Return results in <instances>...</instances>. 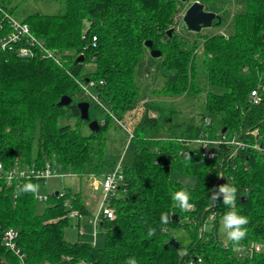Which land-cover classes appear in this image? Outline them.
Instances as JSON below:
<instances>
[{
	"label": "trees",
	"instance_id": "16d2710c",
	"mask_svg": "<svg viewBox=\"0 0 264 264\" xmlns=\"http://www.w3.org/2000/svg\"><path fill=\"white\" fill-rule=\"evenodd\" d=\"M184 1L65 0L63 13H35L26 19L55 51L57 60L0 52V161L6 168L18 159L24 167L42 168L49 163L59 175H82L92 159V142L97 140L98 162L91 171L101 175L112 170H103L105 131L112 113L121 118L147 96L136 71L151 49L147 41L162 52L165 82L158 92L174 97L198 95L201 68L216 87L205 95L201 119L221 115L220 126L209 128L211 136L248 144L234 154L235 145L221 143L213 157L204 155L199 145L189 143L200 136L203 124H189L180 135L147 137L144 125L160 127L161 115L151 116L153 107L146 102L132 131L131 139L137 144L134 160L122 165L125 180L111 199L116 217L99 223L106 229L102 246L80 239L69 241L65 236L72 209L83 216L90 214L81 191L65 188L46 200L32 192H19L24 182L43 180L33 177L15 180L0 191V231L17 229L26 264H126L130 256L138 264L190 260L192 264H264V0H240L244 8L224 24L226 32L206 34L193 44L175 29V17L183 11ZM81 56L84 59L78 60ZM89 63L95 69L87 70ZM89 81H94L91 90L102 104L95 103L101 117L90 111L86 120L78 103L93 102L80 86ZM254 89L262 91L259 104L251 101ZM63 96L71 98L69 104L61 103ZM72 116L78 118L75 125L60 123L61 118ZM94 119L100 124L99 131L82 134V121ZM256 143L261 148L254 147ZM172 171L195 176V185L173 178ZM228 179L238 190L235 207L248 217L242 226L246 235L235 248L233 241L225 243L219 237L227 206L222 196L216 201L211 198ZM181 188L189 191L193 209L176 207L171 194ZM66 199L72 207L65 205ZM38 201H48L41 213ZM162 213L167 214V223L161 222ZM176 227L190 229L188 245L170 242L175 238L170 231ZM150 228L154 231L148 236ZM250 243L261 248L248 251Z\"/></svg>",
	"mask_w": 264,
	"mask_h": 264
},
{
	"label": "rangeland",
	"instance_id": "374dc122",
	"mask_svg": "<svg viewBox=\"0 0 264 264\" xmlns=\"http://www.w3.org/2000/svg\"><path fill=\"white\" fill-rule=\"evenodd\" d=\"M0 1L3 2L6 7L12 11L13 15L20 20H26L29 15L35 13L59 14L63 13L66 9L65 0ZM194 1L196 0H185L184 4L181 6L183 11H179L175 17L176 32L179 33L182 38L186 39L189 44H193V42L196 41V38L199 41L202 40V37L206 34H211L213 32H226L227 30L224 24H227L230 21L236 10L244 8V4H242L240 0H206L203 3L205 9L220 15V21L213 23L209 27H204L200 31H190L183 21V14ZM198 55H200V53ZM161 62L160 56L154 57L150 53V50H148L146 58L138 64L136 71L139 84L141 86V90H145L147 96L144 98V101L139 102L136 109L131 113L125 114V116L121 118H119V116L115 113L117 116L115 115L111 119L108 128L105 131L104 171L110 170L113 167L115 168L119 162L125 166L132 164L137 144L135 140L131 139V133L134 129V125L141 118L142 109L143 106L147 104L146 102H149L150 106L152 105L153 107L152 109H154V112H151V116L157 117V115H161L160 127L155 128L144 125L143 133L147 137L162 138L167 137L168 135H180L189 124H194L197 127H200L201 124H203L200 136L194 139L196 140L198 138H202L203 133L205 134L206 132H210L209 128L212 126L215 128L220 126L221 115H212L211 119H213V121L210 120L209 125L206 123V121H208V116H206L203 120L200 116V112L204 108L203 105L206 93L210 90L216 89V87L208 82L205 72L202 71L201 68L198 69L199 73L197 81L202 89L201 93L198 95L183 94L175 97L171 95H164L158 92V89L161 88L165 82V77L161 73ZM86 68L87 70H93L95 69V64L89 63L86 65ZM85 99H87V97H85ZM90 111L97 117H101V109L97 107L94 102H91L90 104ZM112 115L114 114L112 113ZM76 122H78V118L74 116L61 118L60 120L61 124L69 123L71 125H75ZM80 126L82 134H90L91 127L89 123L82 121ZM253 132L254 130H251L252 134H254ZM194 140L190 142L194 143ZM197 145L198 144H195L194 146L197 147ZM92 148L94 152L90 165L85 166L84 173L82 175L65 172L64 174L60 173V175L58 174L49 177L46 180H40L36 183L38 185V190L35 194L48 196L56 191L64 190L65 188L70 189L73 192L81 191L83 193L86 186L84 180H86L89 181L92 187L90 195L92 194L94 199L98 200L99 198L95 197V195L101 194V188L98 181L103 178L102 175H105V172L97 176L91 171L94 165L98 162V154L95 153L99 148L97 140L92 142ZM172 177L190 187H193L196 183L195 176L183 174L179 171H172ZM47 203L48 201H38V212H43ZM87 203L89 205L90 203L92 204V200H87ZM97 205L98 203L94 202L92 210H89L90 214L84 215L81 218L70 216L69 225L65 229V236L67 240L76 241L80 239L83 241L93 242L94 237L92 232L94 227L89 222V217L95 212ZM97 230L98 234L96 244L98 246H102V243H104L106 229L98 225ZM170 233L183 245H188L191 241V232L188 228L176 227L171 229ZM219 237L225 243H229L230 241L226 235V230L223 227L222 218L220 219ZM254 246L255 244L250 243L248 251H251ZM245 252L246 249L241 251L243 254Z\"/></svg>",
	"mask_w": 264,
	"mask_h": 264
},
{
	"label": "built area",
	"instance_id": "2783aa9c",
	"mask_svg": "<svg viewBox=\"0 0 264 264\" xmlns=\"http://www.w3.org/2000/svg\"><path fill=\"white\" fill-rule=\"evenodd\" d=\"M97 37L93 36V41ZM0 52L15 54L21 58H32L35 56L53 57L57 60L55 51L48 48L45 40L35 34L31 25L26 20L16 18L12 11L0 1ZM84 94L89 97L94 103L101 104L100 97L97 93L91 90L94 81L80 84ZM251 101L259 104L263 97L259 89H254L251 92ZM115 116V115H113ZM210 123V116L207 117ZM253 133L257 134V131ZM133 134L131 133V137ZM202 138L194 140V144H198L204 155L213 157L215 148L221 143H231L235 145L234 154L240 148L247 147V143L237 138L231 140L212 137L210 132L203 133ZM191 143V142H189ZM254 147L261 148L259 144H254ZM59 172L53 169L49 163L45 167H24L19 160L11 168H6L3 162L0 161V191L5 187L12 185L15 180H22L26 177L46 180L47 178L58 175ZM125 180L122 163L119 162L115 168L103 175V178L98 181L101 188V196L95 212L89 217V222L93 225V243L96 241L97 227L103 218L114 219L116 217L115 208L112 205L111 199L118 192L120 184ZM61 195L64 194L62 191ZM39 200H46L48 196L36 195ZM65 205L72 207L70 199H66ZM188 209H193V204H189ZM215 214L213 213L211 217ZM72 217H82L83 215L78 209H72L70 212ZM19 232L15 227H7L0 231V264H26V252L18 243ZM255 248L259 250L260 244H256ZM193 261H187L185 264H192Z\"/></svg>",
	"mask_w": 264,
	"mask_h": 264
},
{
	"label": "clouds",
	"instance_id": "9594fccd",
	"mask_svg": "<svg viewBox=\"0 0 264 264\" xmlns=\"http://www.w3.org/2000/svg\"><path fill=\"white\" fill-rule=\"evenodd\" d=\"M18 190L21 193L32 192L36 193L38 190V185L27 181L18 186ZM237 187L234 186L228 179L227 183H223L218 186V188L212 192L211 198L216 201L217 197L222 196V203L227 206V210L222 216V224L226 230L227 237L234 242V248L237 243L246 235L243 225L248 223V217L241 214V212L235 207V201L237 199ZM171 198L174 201L176 207L179 209L186 210L189 207L190 193L186 188H181L172 192ZM161 222L167 223V214H161ZM153 229H149L148 236L153 235ZM126 264H138L137 259L134 256L127 258Z\"/></svg>",
	"mask_w": 264,
	"mask_h": 264
},
{
	"label": "water",
	"instance_id": "95a60500",
	"mask_svg": "<svg viewBox=\"0 0 264 264\" xmlns=\"http://www.w3.org/2000/svg\"><path fill=\"white\" fill-rule=\"evenodd\" d=\"M218 16V14L206 10L204 4L198 0L194 1L185 11L183 15V21L187 25V27L192 31H200L204 27H209L213 24L214 19ZM172 28L169 30V33L172 32ZM146 44L151 48L150 52L154 57H159L161 55V50L153 48V43L151 41H147ZM84 58L81 56L78 60H83ZM71 98L69 96H63L61 103L62 104H69ZM78 106L81 111V117L83 119H90V103L86 100L80 101ZM89 125L92 130L99 131V122L97 119L91 120ZM58 194V191H56ZM172 243H175L177 246L179 242L172 238Z\"/></svg>",
	"mask_w": 264,
	"mask_h": 264
},
{
	"label": "crops",
	"instance_id": "0c3cea01",
	"mask_svg": "<svg viewBox=\"0 0 264 264\" xmlns=\"http://www.w3.org/2000/svg\"><path fill=\"white\" fill-rule=\"evenodd\" d=\"M184 14H185V12H184ZM183 14V15H184ZM154 109H152V111H153ZM154 112V111H153ZM98 176V175H97ZM103 176V175H102ZM91 179V178H90ZM84 183H85V191L83 192V198H84V200H85V203L87 204V206H88V208H89V210L91 211L92 210V205H93V203L94 202H99V199H100V196H101V194L100 195H95V197H97V198H99L98 200H96V199H94V197L92 196V194L90 195V191H91V185H90V183H89V181H86V180H84ZM90 186V187H89ZM92 200V204L90 203V205L87 203V200ZM98 206V205H97ZM80 222V221H79ZM97 234H98V232H97ZM96 234V235H97ZM92 235H93V232H92ZM94 237V236H93ZM96 240H97V236H96ZM97 242V241H96ZM96 244V243H95ZM103 244V243H102ZM97 245V244H96Z\"/></svg>",
	"mask_w": 264,
	"mask_h": 264
},
{
	"label": "bare ground",
	"instance_id": "6f19581e",
	"mask_svg": "<svg viewBox=\"0 0 264 264\" xmlns=\"http://www.w3.org/2000/svg\"><path fill=\"white\" fill-rule=\"evenodd\" d=\"M212 120H213V119H212ZM95 243H96V241H95ZM95 243H94V244H95Z\"/></svg>",
	"mask_w": 264,
	"mask_h": 264
}]
</instances>
